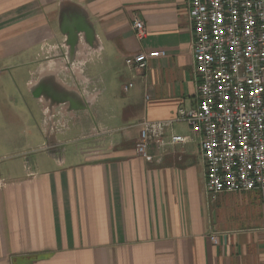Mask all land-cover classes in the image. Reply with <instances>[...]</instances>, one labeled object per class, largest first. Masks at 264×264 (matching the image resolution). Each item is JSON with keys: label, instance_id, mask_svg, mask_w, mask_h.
Returning <instances> with one entry per match:
<instances>
[{"label": "crops", "instance_id": "1", "mask_svg": "<svg viewBox=\"0 0 264 264\" xmlns=\"http://www.w3.org/2000/svg\"><path fill=\"white\" fill-rule=\"evenodd\" d=\"M136 18L146 30L141 40ZM69 32L71 46L88 50H63L54 66V57L38 60ZM191 42L188 0H0V83L17 86L24 70L28 90L44 82L33 97L44 124L38 156L21 167L20 152L17 166H4L12 143L0 144V264H264V191L209 194L200 138L182 122L165 133L187 143L150 148L151 162L134 152L142 121H173L179 109L197 106ZM149 51L166 57L143 71L127 68L120 97L106 96L99 84L107 80L93 74L111 76L118 60ZM59 70L84 90L62 82ZM9 71L18 73L10 79ZM52 84L62 94L51 108ZM74 97L81 107L69 109ZM15 99L0 98V115L21 113ZM58 107L66 128L54 123ZM90 109L95 126L80 131V152L67 153L59 136Z\"/></svg>", "mask_w": 264, "mask_h": 264}, {"label": "built area", "instance_id": "2", "mask_svg": "<svg viewBox=\"0 0 264 264\" xmlns=\"http://www.w3.org/2000/svg\"><path fill=\"white\" fill-rule=\"evenodd\" d=\"M188 20L197 106L179 109L173 121H142L134 152L151 162L150 148L163 153L187 143L186 136L165 133L182 122L200 138L209 194L264 191V0H188ZM132 29L144 38L139 19ZM165 57L164 51L140 52L124 63L139 72Z\"/></svg>", "mask_w": 264, "mask_h": 264}, {"label": "rangeland", "instance_id": "3", "mask_svg": "<svg viewBox=\"0 0 264 264\" xmlns=\"http://www.w3.org/2000/svg\"><path fill=\"white\" fill-rule=\"evenodd\" d=\"M63 37L58 34V39L55 41H52V48H49V52L46 54H41L38 57V60L43 59L46 56L49 57H54L52 60L51 65L54 66V61L56 63H63V58H62V53L63 50H67L69 47L66 45L67 43H63ZM67 42V41H66ZM78 42V41H77ZM76 50H88L86 47L83 46L82 43H79L78 46L77 44L75 45ZM38 55L41 53L40 50H36ZM76 57L77 60L75 61L74 64V70H77L76 72L78 73L79 70L83 66V60L81 58V55H77ZM23 61V59H21ZM17 61H9V65L12 66L14 63ZM38 65V63H37ZM118 69L115 71V73H111L110 75H103L100 74V72H95L93 74L94 80L97 81L100 79V77L105 78L106 83L108 84L105 86V83L99 84V87L105 88L107 92L104 94L108 96V92L111 93L113 96H118L120 97V88L124 87V75L128 74V70L126 65H124L123 60H118V63L116 64ZM97 66V64H95ZM30 70L35 69L34 66H30ZM11 72V73H10ZM18 72L13 73V71H9V78L11 79V75L16 74ZM27 71L24 70L23 73H21V83H17V86L14 84L12 85L6 84L5 78L1 81L0 83V98L1 100L6 97H15L14 101V108L17 110H20L21 113H14L12 108L9 110V114L5 115L3 114L0 115V144L4 142H10L12 143L11 147L6 151L10 156L7 161H5L6 164L4 166H17L18 164V159L17 155L21 152V167L25 163L26 160H30L31 158H34L38 156L39 154V146L44 145V141L40 137V130L43 129V115L41 114V111L37 105V103L33 100V97L30 95L28 92L27 87L24 86V82L22 81V78L27 77ZM69 76V74L65 73L63 70H59L58 73V78L64 82L65 84H69L68 86H71V80H65ZM110 76V77H109ZM76 83V82H75ZM83 81H79V85L76 84L75 86L71 87H77L80 89L82 92L84 90V84H82ZM97 89V88H95ZM111 89V90H110ZM111 91V92H110ZM104 95V96H105ZM19 98V99H18ZM21 98V99H20ZM3 106H6L5 102H2ZM119 105V104H118ZM69 107V106H68ZM65 107H58L56 109V118L54 119V123L56 126L58 125L59 128L63 127L66 128V117H62V111ZM72 109V108H69ZM77 109V108H73ZM90 109L87 110V113H75L74 117V123H78L79 125L73 126V131L70 129V133H67L66 135H60L59 138L62 141H65L67 144V147L65 146V150H67V153H74L76 154L77 152L81 151L82 143L81 138H79V134L81 132H87L86 128L88 125H93L95 126L96 120H95V115L94 111ZM78 112V111H77ZM17 116H20L19 119H17ZM10 119V122H9ZM14 122H11V121ZM69 120V118H68ZM70 122V120H69ZM72 122V123H73ZM69 124V123H68ZM84 127L85 129H81V127ZM77 127V128H76ZM69 128H71L69 124ZM81 131V132H80ZM9 135V136H8ZM43 147V146H42ZM5 153V152H4ZM61 156L62 153H59Z\"/></svg>", "mask_w": 264, "mask_h": 264}, {"label": "flooded vegetation", "instance_id": "4", "mask_svg": "<svg viewBox=\"0 0 264 264\" xmlns=\"http://www.w3.org/2000/svg\"><path fill=\"white\" fill-rule=\"evenodd\" d=\"M77 26H75L74 24L71 26V29H75ZM68 36H69V38H73V32H69V34H68ZM67 50H70V55H71V52L73 51V50H76V48H75V44L73 45V46H70V47H68L67 48ZM48 81V80H47ZM46 81V82H47ZM39 82L41 83L42 81H40L39 80ZM52 82V80L51 81H48V83H51ZM40 83H38V87L37 88H32V89H29L28 91H29V93H30V95L32 96V97H35L38 93H37V91H40L41 90V87H42V85H43V87H44V82H42V84H40ZM40 84V85H39ZM36 90V91H35ZM49 91H51V95L50 96H48V94L47 95H45V97L46 98H48V104H49V106L52 108V107H56L57 105H59V103H58V96L60 95V94H62V89H61V87L60 86H57V85H54V84H52V86H51V89L49 90ZM77 103H76V97H74V100L71 102V103H69L68 104V108H79V107H81L80 105H76Z\"/></svg>", "mask_w": 264, "mask_h": 264}, {"label": "water", "instance_id": "5", "mask_svg": "<svg viewBox=\"0 0 264 264\" xmlns=\"http://www.w3.org/2000/svg\"><path fill=\"white\" fill-rule=\"evenodd\" d=\"M67 38L68 39H67L66 45H68L70 47L73 44V42H75L76 38H74V36H73V38H69V36Z\"/></svg>", "mask_w": 264, "mask_h": 264}]
</instances>
